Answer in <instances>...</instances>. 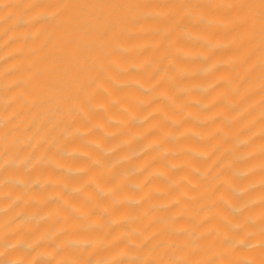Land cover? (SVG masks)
Wrapping results in <instances>:
<instances>
[{"label": "bare ground", "instance_id": "1", "mask_svg": "<svg viewBox=\"0 0 264 264\" xmlns=\"http://www.w3.org/2000/svg\"><path fill=\"white\" fill-rule=\"evenodd\" d=\"M0 264H264V0H0Z\"/></svg>", "mask_w": 264, "mask_h": 264}]
</instances>
